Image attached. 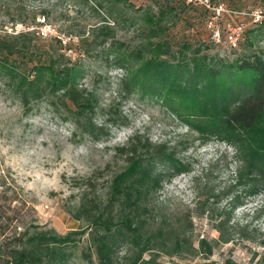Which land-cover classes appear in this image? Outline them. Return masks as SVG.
<instances>
[{"label":"rangeland","instance_id":"1","mask_svg":"<svg viewBox=\"0 0 264 264\" xmlns=\"http://www.w3.org/2000/svg\"><path fill=\"white\" fill-rule=\"evenodd\" d=\"M7 1L0 0V34L32 31L31 45H26L34 58L49 53L59 63L77 65L79 89H85L94 104V121L107 124L110 133L95 139L76 130L65 119L72 112L64 105L63 91L32 98L25 106L21 92L7 77L0 78V253L2 245H11L14 236L27 228L53 229L59 234L78 229L82 222L72 216L71 209L84 190L79 184L101 169L104 173L94 181L98 187L105 185L109 174L125 163L118 148L140 134L171 147L188 168L169 170L156 194L159 207L153 213L178 221L198 253L161 259L177 264H225L227 260L264 264V184L253 194L242 193L243 202L231 210L233 195L241 192L235 186L243 162L238 147L215 135L203 137L165 105L164 97L138 92L120 95L123 70L107 61L106 51L85 42L92 39V28L101 24L90 8L96 0H88L89 4L85 0H11L6 5ZM209 2L211 8L187 0H120L114 10L133 13L140 7L158 13L162 32L153 39L167 41L179 58L184 54L232 61L264 52V0ZM229 22L244 26L236 46L226 40ZM135 29L130 18L122 17L111 33L136 44ZM94 36L101 39L105 34L97 31ZM161 94L168 95L166 90ZM108 117L115 122H107ZM229 214L228 240L224 241L216 224ZM69 250L72 256L66 264H100L88 234Z\"/></svg>","mask_w":264,"mask_h":264},{"label":"trees","instance_id":"2","mask_svg":"<svg viewBox=\"0 0 264 264\" xmlns=\"http://www.w3.org/2000/svg\"><path fill=\"white\" fill-rule=\"evenodd\" d=\"M119 1H94L90 8L97 12L101 24L92 28V39L85 42L106 51L107 61L123 70L122 97L137 92L164 97L165 105L203 137L215 135L238 147L243 162L235 186L241 192L231 199L233 210L243 202L242 193L253 194L264 184V52L232 61H208L207 57L184 54L179 58L167 41L153 39L161 35L158 21L162 16L140 7L133 13H117L114 5ZM85 2L89 4L88 0ZM47 12L43 11L45 19ZM122 17L130 18L136 26L138 43L131 44L112 35ZM97 31L105 36L95 37ZM32 33L0 34V78L7 77L21 92L25 106L32 98L63 91L64 105L72 112L65 119H70L76 130L95 139L107 136L109 127L94 121V104L87 91L79 89V67L59 63L49 53L34 58L28 52ZM162 90L168 95L161 94ZM107 122L115 119L108 117ZM118 150L125 156V163L118 172L109 174L105 185L98 187L94 181L104 173L101 169L79 184L84 190L71 209L72 216L82 222L78 229L66 234L40 227L24 229L14 236L11 245H2V264H66L72 256L69 247L86 234L100 264H177L161 257L197 254L198 249L182 234L178 221L153 213L159 207L156 194L169 170L188 171L186 165L171 147L140 134ZM230 216L216 224L224 241L228 240L225 233ZM190 223L188 220L187 228ZM204 243L202 240L201 246ZM121 249L123 252L119 254ZM225 264L235 262L227 260Z\"/></svg>","mask_w":264,"mask_h":264},{"label":"built area","instance_id":"3","mask_svg":"<svg viewBox=\"0 0 264 264\" xmlns=\"http://www.w3.org/2000/svg\"><path fill=\"white\" fill-rule=\"evenodd\" d=\"M188 2H194L195 4L199 5H205L208 8H211V4L209 0H187ZM199 1V2H198ZM219 10V9H218ZM260 18V15L257 17V19ZM244 26L241 24H232V23H227L226 25V40L227 42L232 45L236 46L238 41L240 40L241 34L243 32Z\"/></svg>","mask_w":264,"mask_h":264}]
</instances>
